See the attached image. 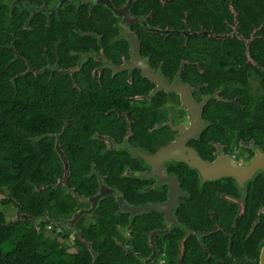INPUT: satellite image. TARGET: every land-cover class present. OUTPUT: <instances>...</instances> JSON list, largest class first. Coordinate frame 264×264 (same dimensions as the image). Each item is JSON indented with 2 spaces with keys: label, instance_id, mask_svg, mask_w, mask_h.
Listing matches in <instances>:
<instances>
[{
  "label": "flooded vegetation",
  "instance_id": "obj_1",
  "mask_svg": "<svg viewBox=\"0 0 264 264\" xmlns=\"http://www.w3.org/2000/svg\"><path fill=\"white\" fill-rule=\"evenodd\" d=\"M203 1L209 2L197 4L199 14L194 15L201 29L192 35L180 30L187 32L186 41L199 43L200 50L162 52L153 38L167 41L172 34L130 23L136 36L135 24L163 35L148 37L146 51L137 36L140 54L163 80L181 82L182 95L160 88L136 66L121 69L134 57L131 42L122 37V21L113 12V22L26 21L46 27L38 28L47 34L44 43L60 33L74 42L81 32L78 27L90 29L82 32L88 40L75 43L79 51L72 50V56L60 51L51 57L44 54L46 64L35 70L37 79L24 85L51 93L38 101L39 119L45 121L39 128L60 130L47 132L43 136L52 140L38 144L35 196L32 187L20 189L23 203L35 200L28 207L34 214L24 211L23 203L6 188L0 191V211L6 214L10 206L15 210L8 221L46 228L67 237L73 248L85 244L94 257L115 256L121 264H260L264 0ZM0 3L19 8L11 0ZM71 4L38 13L51 17ZM190 19L185 13L189 29ZM177 22L160 21L164 28L148 24L179 30L176 26L182 24ZM109 24L111 33L104 27ZM59 92L68 93L67 100L52 99ZM170 145L179 148L182 160L160 157ZM194 157L201 160L199 169L189 162ZM103 185L107 191L97 203ZM118 197L130 206L167 210L133 213Z\"/></svg>",
  "mask_w": 264,
  "mask_h": 264
},
{
  "label": "trees",
  "instance_id": "obj_2",
  "mask_svg": "<svg viewBox=\"0 0 264 264\" xmlns=\"http://www.w3.org/2000/svg\"><path fill=\"white\" fill-rule=\"evenodd\" d=\"M24 1L37 5L43 3V0ZM50 1L52 0H48ZM112 2L115 6L122 7L126 0H112ZM208 2L203 0H138L131 12L134 15L145 17L151 25L156 26L155 24L158 23L163 28L165 26L160 24V21L170 24L178 21L177 23L182 25L176 27L179 30H190L189 35H192L193 32L201 29L200 22L194 16L199 14L195 6ZM185 13L191 15L190 29L184 25ZM47 19L113 22L117 18L104 5L93 7L88 4L80 6L72 3L66 9H60L58 15L50 17L42 13L32 14L29 11L0 3V191L6 188L11 197L22 203L21 188L32 187V198L37 191L38 144L51 141L49 136L44 137L43 135L55 130L50 127L45 129V126L40 130L39 126L45 124V121L42 118L39 119L37 113L38 101L50 96L51 93L27 88L24 85L28 83V80L37 79L35 70L46 64L44 54L51 57L59 51L61 54L70 55L72 50L79 51L74 48L75 43L88 40L82 32L90 29L87 26L78 27L77 29L81 32L74 42H71L72 37L67 39L64 34L60 33L56 38L49 36L47 38L49 41L44 43V37L47 34L40 33L38 28L44 30L46 27L27 24L26 21L35 22ZM94 27L98 28L99 25ZM104 27L108 33H111L109 30L111 24ZM135 27L143 51L147 50L148 37L163 36L147 32L139 24H135ZM196 37L199 36L196 35ZM59 39L61 42H58ZM153 39L159 50L166 53L200 50V44L186 41L187 38L185 40L183 33L172 34L167 37V41L160 40V42L157 38ZM67 98L68 93L65 92H59L56 97H52L58 102H63ZM58 109L61 110V106ZM44 115L47 116L46 113ZM59 130L55 131L58 133ZM46 161L47 159L44 158V162ZM5 202L11 204L9 199ZM34 202L35 200L24 202L22 205L24 211L27 210L34 214L33 209L28 208ZM20 225V221H8L7 215L0 211V264H121L115 256L94 257L85 244L79 243L82 249L73 248L67 237L48 232L46 228L40 230L27 227L25 229L21 226L20 229L25 230H20L22 233L19 234L16 231H19L17 227ZM111 252L114 253V250L112 249ZM206 264H214V262Z\"/></svg>",
  "mask_w": 264,
  "mask_h": 264
},
{
  "label": "water",
  "instance_id": "obj_3",
  "mask_svg": "<svg viewBox=\"0 0 264 264\" xmlns=\"http://www.w3.org/2000/svg\"><path fill=\"white\" fill-rule=\"evenodd\" d=\"M2 1V0H0ZM4 1H9V0H4ZM13 1V5L19 7L20 9L29 11L32 14L38 13V12H43V13H50L53 10H56L59 7H64L67 3H77V4H91V5H97V4H104L109 10H111L114 15L116 17H118L119 19H121L122 21V37L129 40L132 44V55H133V59H132V63L126 64L123 67H121V69H125L126 67L129 68H133V66H136L137 68H140L143 70V72L148 75L150 78H152L153 80H155L157 83H159L160 88H165L169 91H173V92H178L182 95V84L181 82H179L178 80L175 83H169L165 80H163L162 75H158L156 74L153 69L150 67L149 63L147 62V60L142 59L141 54H140V42L137 38V36L130 30V23L131 22H135V23H140L142 24L146 30L151 31V32H158V33H162L164 35H170V34H174V33H178V34H187L186 31L182 32L180 30L174 29V28H167V29H162L160 27L157 28H153L152 26H150L148 24V21L145 19V17L140 16V15H134L131 10L133 8V6L135 5V3L138 0H126V3L123 7L118 8L116 7L112 0H57L56 2H54L51 5H48L47 3H45L42 7L37 6L35 4H31L29 1H24V0H11ZM55 67L53 66H49V70L50 69H54ZM164 83V84H162ZM179 131H182V126L178 127ZM181 143V142H180ZM179 148L175 147V145H170L169 147H166L165 149H163L161 151V155L160 157L165 158L167 161L169 159H175V160H182L179 159V154H178ZM189 162L192 164V166L194 168H198L200 167L201 164V160H199V158L194 157L193 160H189ZM107 191V187L105 188V186H102V189L100 191V194L95 198V200H97L96 202L98 203V201H100L102 198H104L105 194ZM74 194V193H73ZM74 196H76L79 201H82L81 198L78 197V195L74 194ZM118 199L120 200V202L123 204V206L128 209L129 211L133 212V213H139V212H148L150 210H153L155 208L157 209H161V210H167L162 206H150V205H146V206H130L129 204H127L126 202L122 201L119 197ZM90 201V200H89ZM170 214V212H168ZM82 214L78 213L76 214L73 219L68 220V223L74 222L76 221L79 216ZM48 220L50 222H52L53 224L57 225L58 227H63L66 226V222H60V223H56L55 221L51 220V219H45ZM179 227L182 229V225L179 224ZM184 228V227H183ZM260 264H264V245L262 247V251H261V262Z\"/></svg>",
  "mask_w": 264,
  "mask_h": 264
},
{
  "label": "rangeland",
  "instance_id": "obj_4",
  "mask_svg": "<svg viewBox=\"0 0 264 264\" xmlns=\"http://www.w3.org/2000/svg\"><path fill=\"white\" fill-rule=\"evenodd\" d=\"M1 200H2V196H0V202H1ZM0 207H1V204H0ZM5 211H6V214H7V216H8L9 218H13V214L15 213V210H14L13 207H11V206H10V207H7V208L5 209ZM16 217H17L16 219H22V218H21V215H16ZM12 221H15V220H12ZM19 224H20V223H19ZM29 225H30L29 222L26 223V222L24 221L23 224L21 223V225L17 227V230L19 229V231H16V232L19 233V234L22 233L21 231H24ZM21 226L24 227L25 229H23V228L20 229ZM30 228H31V226L28 227V229H30ZM20 230H21V231H20Z\"/></svg>",
  "mask_w": 264,
  "mask_h": 264
}]
</instances>
